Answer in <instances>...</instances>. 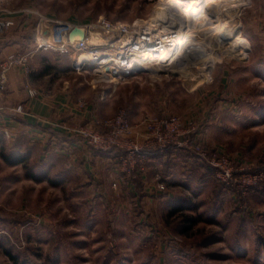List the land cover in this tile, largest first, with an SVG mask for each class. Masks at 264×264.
<instances>
[{
    "label": "rangeland",
    "instance_id": "obj_1",
    "mask_svg": "<svg viewBox=\"0 0 264 264\" xmlns=\"http://www.w3.org/2000/svg\"><path fill=\"white\" fill-rule=\"evenodd\" d=\"M177 1H3L12 10H37L38 20L24 32L33 35L28 50L23 45L13 53H33L28 65L32 57L38 68L50 65L51 77L39 78L36 87L48 90V80L70 105L89 107L95 121L83 118L70 127L94 126L103 142L115 144L77 151L67 140L48 155L44 137L14 148L4 133L10 161L0 163V264H15L6 249L19 264H264V0H229L218 7L232 3L238 13L209 18L238 23L232 35L247 40L244 49L228 42L230 28L207 30L206 18L191 27L176 66L126 74L130 62L152 51L145 45L153 37L163 49V40L185 31L155 21L164 18L161 7ZM172 12L184 25L192 23L182 9ZM40 14L90 25L100 44L41 52L37 36L54 41L37 33ZM101 25L127 27L129 34L117 45L118 37L111 39ZM139 38L146 41L135 45ZM98 51L106 54L96 63L86 58ZM112 67L120 74L102 72ZM125 113L126 131L116 126ZM154 117H178L181 126L173 130L180 135L163 151L148 152L144 147L156 144L151 132L160 134ZM73 137L82 142L79 134ZM93 150L101 160L94 180L85 156Z\"/></svg>",
    "mask_w": 264,
    "mask_h": 264
},
{
    "label": "crops",
    "instance_id": "obj_2",
    "mask_svg": "<svg viewBox=\"0 0 264 264\" xmlns=\"http://www.w3.org/2000/svg\"><path fill=\"white\" fill-rule=\"evenodd\" d=\"M4 2L2 4V7ZM8 9L9 13H2L10 21L12 29L6 35L0 37V64L10 54L15 51H23V45L28 50V42L31 41V33L24 36V32L30 29L31 24H35L38 17L34 7ZM28 29V30H29ZM34 40V39H33ZM36 42V39L34 40ZM36 45V43H34ZM25 50V49H24ZM38 51V50H37ZM39 51L44 52L43 49ZM36 53L34 54V56ZM34 58H31L33 61ZM29 64L28 69L24 67H15L10 73V82L6 91H0V163L10 161L8 155H5L4 144L5 135L8 134V141L14 148L22 143L25 145L36 144L45 138V150L48 155L51 154L53 147L64 141L70 140L77 151L87 148V145L81 141H73L75 128L70 127L72 122L77 123L83 118L91 119L94 122L96 116L92 114L89 107L82 108L77 105H70L68 95L62 92H54L53 84L49 85V81H45L48 90L36 87V83L40 78L51 77L50 71L43 67H37ZM39 76V77H38ZM45 87V88H46ZM35 89L36 95H31L30 90ZM75 103V102H74ZM73 103V104H74ZM23 104L24 110L19 111L17 107ZM85 109V110H84ZM44 146V145H43ZM62 148V147H61ZM46 152V153H47ZM87 154V155H86ZM85 154L91 163L87 165L86 172H91V179H98L96 169L101 168L100 153L98 151L87 152ZM108 161V159H106ZM20 162V161H19Z\"/></svg>",
    "mask_w": 264,
    "mask_h": 264
},
{
    "label": "built area",
    "instance_id": "obj_3",
    "mask_svg": "<svg viewBox=\"0 0 264 264\" xmlns=\"http://www.w3.org/2000/svg\"><path fill=\"white\" fill-rule=\"evenodd\" d=\"M3 1L4 0H0V37L6 35L9 32L10 27H11L10 21L6 18V16L2 14V13L11 12L8 9H5L2 7ZM39 19L40 20L37 25V33H39V35L42 34V35L52 37L54 42L50 41V39L48 40V38H47V41H40V40H44V38H42L43 36L41 38L37 36L36 42L39 43L38 49H43V50L53 49L56 51H60V53H71L72 50L85 51L86 49H89L90 46H92L95 42L99 44L98 39L96 38V36L93 35L91 31L92 27L90 25H87V24L84 25V24L74 22V21H69V20L48 18L41 14H40ZM46 23H49L50 26L45 27ZM101 27L103 30H105V31H102L104 34L111 33L110 38L115 40L116 37H118V40H119L118 42L120 43H123L122 41H124V39H126V37L129 34V30L127 29V27H116L115 25H101ZM77 29L84 31L85 37L83 39H79L77 34L74 33ZM105 45H111V43L108 42V43H105ZM31 54L33 53H23L19 55L11 54L1 62L0 64V91L1 92L6 91L9 86L10 73L12 69H14L15 67H24L28 69L29 67L28 60H29V55ZM86 58H88V60H91L93 63H96L95 61L96 59L94 58V53H89V54L87 53ZM103 61L99 62L102 65V67L104 64ZM85 63H88V62H85ZM129 64L131 65V62ZM127 68L128 69L125 71L126 74H132L133 72H136L139 70V68L137 69L133 68L131 70L129 69V67ZM118 71L119 70L116 67L115 69H110L109 71L102 70V72H106L109 74L112 73V75L113 74L119 75L120 73H118ZM30 94L36 95L37 91L32 89L30 90ZM17 109L19 111H23L24 110L23 104H20L17 107ZM153 122H160L161 128H160L159 135H158V132L157 133L151 132L152 136L156 137L154 141L156 144L155 145L147 144L146 147L144 148H146L148 152L152 150H156V151L162 150L163 151L166 147H168V145L177 143V139L180 133L174 132L173 128L174 126L176 127L181 126L178 117L162 118V119L160 118L158 119V117H154ZM116 124L118 128L122 126V130L124 131L127 130L129 126V121H128V118L126 117V113L118 116ZM147 125H150L149 122L147 123ZM146 128L147 130L151 129V127H148V126H146ZM124 131H121V132H124ZM75 132L81 136V140L83 143H85L86 145H90L96 149L107 151L111 145L113 146L115 144V142H110V143L103 142V140L101 139L99 129L94 128V126L92 128L79 127L75 129ZM163 135L166 136V139L163 138ZM135 151H133V153H135ZM145 154H148V153L145 152ZM161 188H165V186L162 185Z\"/></svg>",
    "mask_w": 264,
    "mask_h": 264
},
{
    "label": "bare ground",
    "instance_id": "obj_4",
    "mask_svg": "<svg viewBox=\"0 0 264 264\" xmlns=\"http://www.w3.org/2000/svg\"><path fill=\"white\" fill-rule=\"evenodd\" d=\"M226 1H229V0H198L199 5L198 6H193L192 4L187 5L188 2H186L184 0H178L175 4L169 5V7H167V6L164 7L163 5H161L163 7H161V10H160L161 14L160 15H163L164 18L162 16H159V17H157L155 19V21H158V20L161 19L160 21H165V22H167V24L169 23L168 27H170L172 29H174L175 27L176 28L179 27V29H185V31L183 33H181L180 35H178L174 39L163 40V43H165L167 45V46H163V49L158 48V44L157 43H155V42L152 43V41L158 40L157 37H153V39H151L152 40L151 43L148 42V44L145 45V47L146 46L149 47V48L152 47V51H147V53H145L144 55L140 54L139 55L140 58H135L133 63L131 62V65L130 64L128 65L129 69L130 70L133 69V68L134 69H137V68H139V69H147V68H151V67H154V66H163V67H168V69H170V68L174 67V65L176 66V64L184 56V54H185V52H186V50L188 48V45H189V42H190V38L192 37V35L194 33L193 32V28H191V27L194 25L195 21L204 20L206 18L208 19V22H207L206 25L209 27V28H207V30L211 29V31H214L215 33L216 32L217 33H222L224 31L226 32V30L228 28H230V34L228 36V38H229L228 42H230V43H232L234 45L240 46V49H244L247 46L246 45L247 44V40L245 38H241V37L232 35L233 32L236 31L238 23H235L232 20L231 22H228V24L227 23L226 24H223V23L222 24H218V23H215V22H214L215 23L214 24L209 19L210 16H212V15L214 16V15H217V14H220V13L221 14L225 13V12H229L231 14L238 13L239 8L236 5H233L232 3L227 9L225 7H222V8L218 7V6H221V4L223 2H226ZM230 1H233V0H230ZM164 4H166V3L164 2ZM236 4H238V3H236ZM172 9H182L183 10V14L185 15V17H187L190 21H192L193 24L191 23L188 26L184 25L183 20L180 19V17L175 16V14H173V12H172ZM188 27H189V29H188ZM139 39H140L139 42L135 43V45L136 44H140L141 45V41H143V42L146 41L143 38H139ZM98 41H99V39H98ZM102 42H103V40H102ZM104 42H106V41H104ZM116 42H117V45L120 44V42H118V41H116ZM198 51L201 53L202 52V47H201V50L199 48ZM232 51H236V49H234V50L232 49ZM194 52H195V50H194ZM199 52H198V54H199ZM105 54H106L105 52L104 53H100V52L96 53L95 52L94 53V58L95 59H97V58L98 59H100V58L102 59L103 55H105ZM103 63L106 64V62H103ZM112 68H115V67H112ZM164 69H166V68H164Z\"/></svg>",
    "mask_w": 264,
    "mask_h": 264
},
{
    "label": "trees",
    "instance_id": "obj_5",
    "mask_svg": "<svg viewBox=\"0 0 264 264\" xmlns=\"http://www.w3.org/2000/svg\"><path fill=\"white\" fill-rule=\"evenodd\" d=\"M49 68H50V65H46V69H49ZM5 252L8 254L10 258L14 259L15 264H19L18 258L15 255H13V253L10 250L6 249Z\"/></svg>",
    "mask_w": 264,
    "mask_h": 264
},
{
    "label": "water",
    "instance_id": "obj_6",
    "mask_svg": "<svg viewBox=\"0 0 264 264\" xmlns=\"http://www.w3.org/2000/svg\"><path fill=\"white\" fill-rule=\"evenodd\" d=\"M74 33L77 34L79 39H83L85 37V33L82 30L77 29Z\"/></svg>",
    "mask_w": 264,
    "mask_h": 264
}]
</instances>
